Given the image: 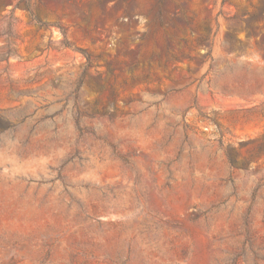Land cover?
<instances>
[{
    "label": "rangeland",
    "instance_id": "374dc122",
    "mask_svg": "<svg viewBox=\"0 0 264 264\" xmlns=\"http://www.w3.org/2000/svg\"><path fill=\"white\" fill-rule=\"evenodd\" d=\"M31 10L0 0V264H264V0Z\"/></svg>",
    "mask_w": 264,
    "mask_h": 264
},
{
    "label": "trees",
    "instance_id": "16d2710c",
    "mask_svg": "<svg viewBox=\"0 0 264 264\" xmlns=\"http://www.w3.org/2000/svg\"><path fill=\"white\" fill-rule=\"evenodd\" d=\"M166 2H167V0H159V11L157 13L158 17H161L162 13L165 11L164 10V5H165ZM226 2H227V0H221V3L223 5H225ZM180 8H182V5L178 4L177 11H176V17L177 18L180 17V15H179V12H180L179 9ZM27 9L30 11L31 15L33 16V13H32V10H31V0H27ZM34 19H36V18L34 17ZM87 59L89 60V56L87 57Z\"/></svg>",
    "mask_w": 264,
    "mask_h": 264
}]
</instances>
